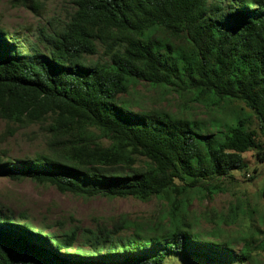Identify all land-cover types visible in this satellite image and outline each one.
<instances>
[{
  "label": "trees",
  "instance_id": "1",
  "mask_svg": "<svg viewBox=\"0 0 264 264\" xmlns=\"http://www.w3.org/2000/svg\"><path fill=\"white\" fill-rule=\"evenodd\" d=\"M71 1L63 25L39 28L25 51L0 27V120L10 134L39 125L44 141L31 157L3 153L0 177L82 197H154L165 209L131 233L122 217L85 230L79 246L76 229L48 233L0 206V264H163L194 249L251 264L247 241L234 251L218 225L190 232L186 213L192 191L215 194L210 179L262 149L251 125L253 116L264 135V0ZM141 83L176 95L178 111L150 104ZM231 213L220 223H234Z\"/></svg>",
  "mask_w": 264,
  "mask_h": 264
},
{
  "label": "rangeland",
  "instance_id": "2",
  "mask_svg": "<svg viewBox=\"0 0 264 264\" xmlns=\"http://www.w3.org/2000/svg\"><path fill=\"white\" fill-rule=\"evenodd\" d=\"M73 8L71 0H0V27L17 38L15 41L24 43L21 47L25 51L29 45L36 43L39 28L44 27L48 31L60 28ZM135 89L150 104L178 111L179 99L176 95H169L163 100L158 89L142 83ZM235 106L250 114L243 104ZM201 113L197 112V115L203 117ZM252 121L251 128L262 149L243 153L246 165L243 170L233 171L219 180L210 179L212 184L221 186L220 191L211 196L199 194L198 190L192 191L186 218L190 232H202L204 236L206 230L218 225L221 238L233 239L234 251L240 250L247 241L251 250V264H264V247L259 244L264 236V135L259 131L253 116ZM15 129L14 134H10L5 121L0 120V157H4L5 153L16 160L31 157L43 149V131L39 125ZM0 206L8 209L19 221H24L21 215H25L34 226L48 233L62 234L76 229L79 246L84 243L81 236L85 230L96 229L101 225L111 228L112 223H119L122 217L133 223L132 228L124 230L125 233H131L134 226L146 224L165 209V203L154 197L147 201L132 196L82 197L70 192L62 193L48 183L8 177H0ZM231 212H237V220L234 223H220L222 218L229 221ZM257 230L261 233L255 234ZM207 253L202 249H194L186 259L180 256L181 253H167L163 264L220 262Z\"/></svg>",
  "mask_w": 264,
  "mask_h": 264
}]
</instances>
